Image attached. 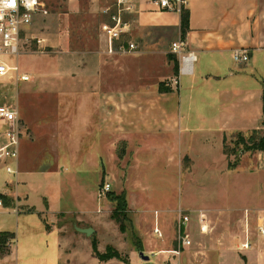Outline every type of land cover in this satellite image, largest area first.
Wrapping results in <instances>:
<instances>
[{
  "label": "crops",
  "instance_id": "obj_1",
  "mask_svg": "<svg viewBox=\"0 0 264 264\" xmlns=\"http://www.w3.org/2000/svg\"><path fill=\"white\" fill-rule=\"evenodd\" d=\"M137 5L130 28L138 49L140 39L146 40L148 34L170 32L173 41L159 44L158 38H151V46L130 53L132 61L122 65V72L131 71L134 78L124 77L118 89L108 85L105 64L90 67L94 79H82L85 70L78 67L70 90L62 85L56 111H40L37 139L35 135L20 138L17 172L6 179L12 184H4L0 165V192L14 198L12 205L0 206V232L13 235L0 264L176 263L163 251L164 239L161 245H152L154 227L160 232L165 222L156 217L151 222L145 207L130 208V212L133 224H140L135 229L148 259H141L131 242H122V251L129 252L127 263L98 260L91 239H83L85 233L79 228H92L94 233L97 227H105L113 238L122 233L111 211L96 208L94 189V207L82 199L79 207L65 208L66 181L86 190L88 166L99 164L100 172L110 165L114 140L122 141L119 160L124 167L140 168L147 155L150 163L165 161L181 167L186 157L195 162L192 153L201 147L206 151L217 144L222 151L225 139L236 132L249 133L263 125L264 0H184L180 10L188 11V28L183 35L180 10H158L152 0H137ZM179 41L181 53L192 52L196 57L186 74H178V61L174 73L168 58L173 54L177 59L171 47ZM237 49L247 50L248 61L233 60ZM161 78L169 80L166 85ZM161 85L168 90H160ZM37 141L39 149L29 150ZM140 179L138 173V189ZM96 234L98 240L100 231ZM100 244L101 240L97 249L104 252L107 244L104 250ZM259 264H264L261 252Z\"/></svg>",
  "mask_w": 264,
  "mask_h": 264
},
{
  "label": "rangeland",
  "instance_id": "obj_2",
  "mask_svg": "<svg viewBox=\"0 0 264 264\" xmlns=\"http://www.w3.org/2000/svg\"><path fill=\"white\" fill-rule=\"evenodd\" d=\"M47 10L46 15H36L30 27L31 35L44 37L46 46L29 42L25 52L17 59L20 70L30 75V82L7 78L0 80V103L15 105L20 117L23 115L20 138L35 135L37 139L40 111H56L57 96L62 85L66 86L67 91L70 90L71 79L76 76L78 67L85 70L82 79H94L96 74L90 72V67L105 64V78L112 90L119 88L124 77L134 78L133 72H122V65L132 61L130 53H109L106 50L100 29L103 18L95 3L90 0H51ZM131 33L123 39L134 42ZM146 38L140 39L139 49L134 42L138 50L151 46V38H158L155 41L159 44L173 41L170 32L152 36L148 34ZM161 79L164 84L169 81ZM263 129L264 125L260 131ZM113 142L110 165L100 172L98 170L102 166L99 164L88 166L90 176L85 183L86 190L75 185L72 187L67 180L66 188L69 187V191L63 193L62 204L65 208H68L66 205L75 208L80 206L82 199H88V205L94 207V189L96 208L112 211L117 207L118 211L126 213L122 220L124 231L121 236L113 238L105 227H97L94 233L88 236L83 234V239L96 238V233L100 231V237L96 240H101L100 248L103 250L107 244L122 251V242L128 245L131 242L134 252H144L142 239L135 229L140 224H133L134 216L130 208L145 207V215L151 222L154 217L165 222L160 226L159 239L158 234L153 236L152 245H161L165 240L167 246L163 251L169 252L167 255L171 256V261L176 262L169 261L166 264H259L262 242L256 236L255 223L258 213L264 209V151L245 152L234 144L233 138H229L225 139L222 151L217 144L206 151L201 147V151L192 153V157L197 158L195 162L186 157L181 167H177V163L165 161L150 163L147 155L140 168H127L119 160L122 156V141ZM40 144V141L35 142L29 150L39 149ZM204 157L207 159L204 160ZM230 163H234L232 169ZM3 173L4 184H12L13 181L6 180L8 176L4 170ZM138 173L141 175L139 189L135 182ZM105 183L110 185L109 190L102 192ZM3 195L5 204L12 205L14 198ZM122 197L125 198V209ZM179 210L189 216L186 226L191 240L189 246L180 244L182 232L179 230ZM201 213L205 215L209 229L205 234L199 231L198 218ZM11 239L7 237L6 241L12 242ZM246 239L252 243L249 250L241 248ZM121 254L126 258L129 256L126 251Z\"/></svg>",
  "mask_w": 264,
  "mask_h": 264
},
{
  "label": "built area",
  "instance_id": "obj_3",
  "mask_svg": "<svg viewBox=\"0 0 264 264\" xmlns=\"http://www.w3.org/2000/svg\"><path fill=\"white\" fill-rule=\"evenodd\" d=\"M51 0H0V80L16 79L17 82H27L30 75L20 70L17 59L25 52L29 42L38 46H46L44 37L31 35L30 27L36 15H46L47 5ZM74 2L77 0H66ZM99 7V14L103 20L100 29L103 33L106 50L109 53L115 51L127 54L134 52L137 46L132 41H125L123 38L130 33L131 16L138 12L137 0H90ZM152 4L158 10H180V4L184 0H152ZM182 42L172 43L171 50L177 54L178 74H186L191 71L192 63L196 57L192 52L181 53ZM232 58L235 62L248 61L246 49H237L233 52ZM177 83V78L172 79ZM0 165L8 175H14L17 170L15 164L19 156V145L23 121L18 108L9 103H0ZM109 184L102 186V192L109 190ZM2 201L0 199V206ZM180 244L191 245L187 223L189 216L179 210ZM199 231L205 234L209 231L205 215L199 214ZM256 236L261 239V254L264 260V209L258 213L255 223ZM154 233L159 235L158 229ZM251 241L246 239L241 248L250 249Z\"/></svg>",
  "mask_w": 264,
  "mask_h": 264
},
{
  "label": "trees",
  "instance_id": "obj_4",
  "mask_svg": "<svg viewBox=\"0 0 264 264\" xmlns=\"http://www.w3.org/2000/svg\"><path fill=\"white\" fill-rule=\"evenodd\" d=\"M188 28V11L185 9L180 10V31L183 35ZM169 60L173 61V69L174 73L177 72V59L175 55L170 54L168 55ZM160 90L167 91L164 86H160ZM262 112L264 114V89L262 92ZM262 124L264 125V120L262 121ZM233 141L234 144L241 147V150L245 152H263L264 151V129L260 131V129L252 130L249 133H244L241 131L236 132L233 135ZM230 168L232 169L234 166V163H230ZM112 195H110L111 197ZM0 199L3 202V206H10L5 204L6 198L3 194H0ZM123 205L125 209V198L122 197ZM117 207H114V209L110 213L111 219H113L117 224L120 232L124 231V225L122 220L125 219L126 213L120 212L117 210ZM7 237L13 238V235L8 232H0V255L6 254L8 252V246L6 245ZM91 245L93 249L94 256L100 260V261H108L110 259H116L121 262L127 263V258L124 257L121 252L116 250L114 247L107 246L104 252H99L97 249V240L95 237H92L91 239Z\"/></svg>",
  "mask_w": 264,
  "mask_h": 264
},
{
  "label": "water",
  "instance_id": "obj_5",
  "mask_svg": "<svg viewBox=\"0 0 264 264\" xmlns=\"http://www.w3.org/2000/svg\"><path fill=\"white\" fill-rule=\"evenodd\" d=\"M79 230L81 232H84L86 235H90V234L93 233V229L92 228H79ZM138 255L143 260H147L148 259V256L146 254H144L142 251H139Z\"/></svg>",
  "mask_w": 264,
  "mask_h": 264
}]
</instances>
